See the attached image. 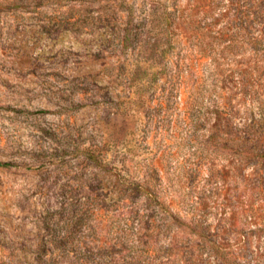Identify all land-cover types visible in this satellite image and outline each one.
<instances>
[{
	"label": "rangeland",
	"instance_id": "obj_1",
	"mask_svg": "<svg viewBox=\"0 0 264 264\" xmlns=\"http://www.w3.org/2000/svg\"><path fill=\"white\" fill-rule=\"evenodd\" d=\"M252 12L250 0H0V264H43L64 197L95 199L93 247L116 242L93 228L107 204L120 212L111 191H88L106 177L95 147L153 160L177 212L197 206L202 236L185 228L195 243L171 264H264V18ZM216 106L248 128L246 150L212 129Z\"/></svg>",
	"mask_w": 264,
	"mask_h": 264
},
{
	"label": "trees",
	"instance_id": "obj_2",
	"mask_svg": "<svg viewBox=\"0 0 264 264\" xmlns=\"http://www.w3.org/2000/svg\"><path fill=\"white\" fill-rule=\"evenodd\" d=\"M250 4L255 11L252 15H258L257 18L262 20L264 0H250ZM262 10V14L258 12ZM179 18L178 11L173 8L167 21L173 27ZM178 77L173 74L170 83L177 84ZM214 108L212 113L216 123L212 129L220 133L219 138L232 134V147L236 152L246 150L251 141L248 128L237 122L233 110L226 111L219 106ZM98 148H89L87 159L93 168L102 165L106 177L101 185L88 187V191L90 194L104 189L111 191L110 197L116 196L120 212L111 213L110 204H107L101 209V213L107 212V217H103L99 227L93 228L107 236L115 231L119 236L111 246L105 248L101 244L93 247L98 242H91L85 231L92 218L91 207L95 199L79 197L67 200L64 197L57 210L59 219L54 238L43 240L39 249L41 262L68 264L67 261L72 259L70 264H171L172 259L179 260L182 248L195 243L185 237L184 229L188 227L194 234H202V225L197 220V206L193 207L189 220L177 212L176 205L183 203L170 201V185L160 165L153 160L143 161L125 149L111 154ZM261 158L264 159V152ZM171 232L174 234L171 235ZM172 248L176 250L175 255H172ZM96 250L102 254L97 260L94 257ZM173 264H178V261Z\"/></svg>",
	"mask_w": 264,
	"mask_h": 264
}]
</instances>
